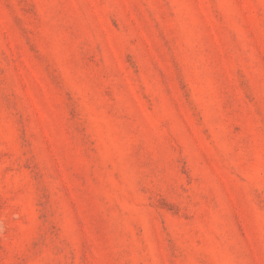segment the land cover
<instances>
[{
  "label": "rangeland",
  "instance_id": "1",
  "mask_svg": "<svg viewBox=\"0 0 264 264\" xmlns=\"http://www.w3.org/2000/svg\"><path fill=\"white\" fill-rule=\"evenodd\" d=\"M0 264H264V0H0Z\"/></svg>",
  "mask_w": 264,
  "mask_h": 264
}]
</instances>
